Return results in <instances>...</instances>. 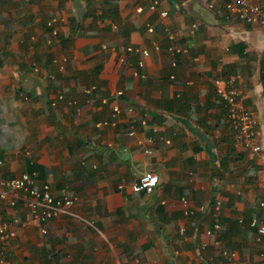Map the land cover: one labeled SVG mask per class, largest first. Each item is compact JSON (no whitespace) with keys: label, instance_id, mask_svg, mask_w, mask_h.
Instances as JSON below:
<instances>
[{"label":"crops","instance_id":"0c3cea01","mask_svg":"<svg viewBox=\"0 0 264 264\" xmlns=\"http://www.w3.org/2000/svg\"><path fill=\"white\" fill-rule=\"evenodd\" d=\"M225 1L0 0V185L35 165L79 197L47 233L19 225L14 264L264 262L250 224L264 216V24ZM235 73L257 152L235 145L217 93ZM146 170L153 192L133 188ZM6 212L25 220L22 203Z\"/></svg>","mask_w":264,"mask_h":264},{"label":"built area","instance_id":"2783aa9c","mask_svg":"<svg viewBox=\"0 0 264 264\" xmlns=\"http://www.w3.org/2000/svg\"><path fill=\"white\" fill-rule=\"evenodd\" d=\"M145 1L153 9H156L159 3V0ZM225 3L230 14L239 19L248 23L264 24V0H226ZM162 14L165 15L167 12ZM197 26V23H193L192 30L194 31ZM168 41L169 52L173 55L182 52L183 48L176 44L173 32H168ZM128 49L135 50L133 46H129ZM140 51L144 54L148 53L146 49ZM121 62H127V57L123 56ZM216 83L217 93L224 103L228 123L234 133L235 145L242 149L260 151L262 146L257 139L259 121L256 114L244 103L245 88L241 74L235 73L218 78ZM116 110L119 111V108L116 107ZM146 152L150 150L146 149ZM159 180L160 177L156 171L146 170L138 176L133 183V188L137 191L153 192ZM78 199V195L74 192L69 193L66 187L58 192L48 181L39 184L34 170L23 171L5 180L0 185V264H14L8 249L12 241L17 238L19 225H34L43 234L47 233V222L58 217L66 207L72 206ZM20 203L24 204L26 209L25 220L17 214L9 215L6 212L7 207L17 208ZM215 207L217 211L220 209L219 201ZM250 224L257 229L258 240L262 244L260 255L264 258V216L253 219ZM214 227L217 231L221 230L219 219H216Z\"/></svg>","mask_w":264,"mask_h":264},{"label":"trees","instance_id":"16d2710c","mask_svg":"<svg viewBox=\"0 0 264 264\" xmlns=\"http://www.w3.org/2000/svg\"><path fill=\"white\" fill-rule=\"evenodd\" d=\"M34 168H36V166H35V165H34ZM34 168L30 169V171H33V170H34Z\"/></svg>","mask_w":264,"mask_h":264}]
</instances>
